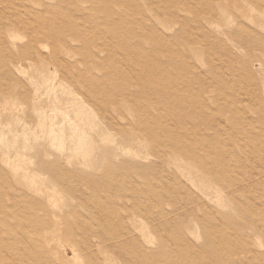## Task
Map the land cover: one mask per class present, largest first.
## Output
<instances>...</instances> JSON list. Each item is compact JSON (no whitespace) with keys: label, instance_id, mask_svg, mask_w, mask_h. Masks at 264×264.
Instances as JSON below:
<instances>
[{"label":"rangeland","instance_id":"374dc122","mask_svg":"<svg viewBox=\"0 0 264 264\" xmlns=\"http://www.w3.org/2000/svg\"><path fill=\"white\" fill-rule=\"evenodd\" d=\"M0 264H264V0H0Z\"/></svg>","mask_w":264,"mask_h":264},{"label":"bare ground","instance_id":"6f19581e","mask_svg":"<svg viewBox=\"0 0 264 264\" xmlns=\"http://www.w3.org/2000/svg\"><path fill=\"white\" fill-rule=\"evenodd\" d=\"M95 249V248H94ZM75 251V250H74ZM93 251V250H92ZM76 252V251H75ZM75 252H74V254H75ZM139 255V254H138Z\"/></svg>","mask_w":264,"mask_h":264}]
</instances>
